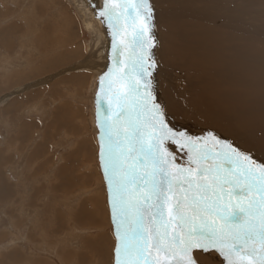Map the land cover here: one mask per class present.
I'll list each match as a JSON object with an SVG mask.
<instances>
[{
  "label": "snow or ice",
  "instance_id": "1",
  "mask_svg": "<svg viewBox=\"0 0 264 264\" xmlns=\"http://www.w3.org/2000/svg\"><path fill=\"white\" fill-rule=\"evenodd\" d=\"M87 2L112 37L95 122L114 264H264V159L214 130L193 135L169 125L153 95L150 0Z\"/></svg>",
  "mask_w": 264,
  "mask_h": 264
},
{
  "label": "rangeland",
  "instance_id": "2",
  "mask_svg": "<svg viewBox=\"0 0 264 264\" xmlns=\"http://www.w3.org/2000/svg\"><path fill=\"white\" fill-rule=\"evenodd\" d=\"M92 3L102 6L103 0H92ZM87 4L79 0H32V3L31 0H0V30H12L8 36L10 51L2 53L0 49V264H9L15 258L16 262L10 264H29L33 259H38L42 264H114L115 228L111 222L107 184L99 166L95 122V96L100 76L90 65L77 64L99 45L94 41L97 33L96 26L92 24L98 20L102 31L107 26L96 17L97 10L89 4L83 9ZM33 6L37 8L36 11ZM47 9L49 11H44ZM90 15L95 20L93 23ZM249 19L253 23L256 20L250 16ZM41 26L47 28L45 36L43 34L46 41H41L40 37L36 42L33 33L40 32ZM49 27H52L51 31ZM56 28L58 32L61 29L65 32L70 30L75 37L63 33L64 30L57 33ZM56 33L64 39L69 36L72 42L67 39L69 44L67 42L65 47L62 45L60 48L52 38ZM5 40V34L0 31V45ZM102 40L105 42L103 45H107L102 55L104 63H107L109 39L104 35ZM64 54L65 58L59 59ZM41 55L44 58L39 62L47 61L45 66L40 67L41 70L34 76L32 73L29 78L28 74L24 76L22 82L17 79L18 84L15 81L17 73H27L35 67V61ZM93 59L96 63L99 61L98 58ZM70 67H74L73 70ZM158 67L165 75L160 63ZM86 72L89 80L67 81L75 73ZM12 78L15 85L10 82ZM30 97H33L32 100ZM27 98L30 99L23 102ZM250 141L264 144V133L253 131ZM38 154V158L33 157ZM252 154L257 159H264V155L257 151ZM46 159L49 164L43 166V163L41 166L39 162ZM39 167H48V171H41ZM6 188L9 190L6 191ZM95 199L100 201L97 203L98 216H91L95 222L93 227L87 218L78 224L81 213L88 206L93 208ZM97 223L96 229L94 225ZM6 233L8 237L2 238ZM16 250L19 254H16ZM8 253L11 256L6 260ZM20 259L22 261H18Z\"/></svg>",
  "mask_w": 264,
  "mask_h": 264
},
{
  "label": "bare ground",
  "instance_id": "3",
  "mask_svg": "<svg viewBox=\"0 0 264 264\" xmlns=\"http://www.w3.org/2000/svg\"><path fill=\"white\" fill-rule=\"evenodd\" d=\"M79 1L87 2V0ZM14 2L16 3L17 1ZM22 3L23 2L21 1V4ZM150 3L154 7V24L152 27V36H154L155 39L152 43L156 45L152 49V52L156 61L158 62V65L160 63L162 71L165 74L163 75L161 73V69H159V67L155 69L153 74V95L156 96L160 102L167 106L169 125L174 128L187 129L193 135H200L202 134V130L211 129L214 130L221 139H229L234 141L243 149H251L252 153L257 151L259 154L264 155V151H261L262 144L250 141L253 131L264 133V0H150ZM87 6L88 4L85 5L83 9L85 10ZM34 9L35 11L37 10V8ZM39 11L41 12V10ZM44 11L49 10L47 9ZM249 16L256 19L254 23L250 22ZM62 17L63 16H61V18ZM93 19L94 18L92 17V20ZM62 20L64 19L62 18ZM88 21L89 20L82 22L87 23ZM94 21L95 20H93L91 23ZM97 21L92 25L96 26L95 31L97 33V39H94V41L99 45L93 49L92 54H87L86 57L83 59L81 58L82 60L77 64H81L82 62V64L84 63L83 65H90L94 71L96 70L95 73L100 76L107 70V67L111 65L112 62L108 58L107 63H104V57H102V55L103 51L105 54V47L107 45H103L105 42H103L102 38L105 35L109 39L108 47L109 45L110 47L108 49L109 53H107V55L109 54L110 56L112 37L109 34L108 28L105 30L103 29L104 31L100 30ZM120 23L123 24V21L121 20ZM44 24H47V22ZM62 24L64 25V22ZM35 25L37 26V23ZM92 25H90V27ZM72 26L74 25L72 24ZM60 27L64 28V26ZM87 27L89 28L88 25ZM66 28L69 29L70 27ZM44 29L42 27L40 32L34 31L33 34L36 42H38L40 37L41 41L45 40H43V34L46 32L47 28L45 30ZM56 29V32L59 33L65 28L61 29L59 32L58 28ZM51 30L52 27L50 28V31ZM87 30L88 29H86V31ZM0 31L2 34H5L6 37V40L0 45V49L2 53H6L7 51H10L8 49H10L11 43L8 36L11 34L12 30L6 32L2 30ZM65 31L66 30H64L63 33H70L75 37L74 33H72L70 30H68L69 32ZM57 33L52 38L60 45V48H62V45H67L65 44L67 42L69 44V40H71L69 36L66 35L68 38L64 39ZM61 38H63L64 44ZM18 39H20L19 36ZM70 42H72V40ZM69 57L70 56H68V59H70ZM88 57L89 59L87 60ZM93 57L98 58L99 61L96 63ZM43 58V55H41L40 58L35 61V67H33L31 70L29 69V71L27 70V73H24V71L22 74L17 73V78H14L15 81L18 79V81L22 82L24 76L28 74L27 78H29L31 73L33 75L40 69V67L43 68L47 62L44 61L40 63L39 60H43ZM60 58H65V54L60 56L59 59ZM55 65L56 64L54 63L53 66L55 67ZM50 68L51 67H49V69ZM73 68L74 67H70L72 70ZM87 73L88 72H86V74L79 75L78 73H75L73 76L71 75V77H68L67 81L76 80L77 82H82L86 81V79L89 80L90 78ZM9 79L10 78H8V80ZM11 81L13 84V78L10 80V82ZM15 84L16 83L13 85ZM10 88L8 87V89ZM30 98L23 100V102L29 100ZM168 147L170 151L176 154L178 163L186 161L187 157L185 156L182 149H178L175 144L171 143H169ZM39 156L40 155L38 154V156L33 157L38 158ZM47 159L42 163L39 162L40 165L42 166L43 163V166H45V164H49L46 163V161L48 162ZM39 168L40 170L42 169V167ZM47 168L48 167L43 168L41 171L47 172ZM43 174L45 173L43 172ZM33 175L36 176L35 173ZM8 190L9 189L6 188V191ZM99 201L100 199H95L96 203L93 208L88 206L81 213L82 216L79 217L80 219L78 218V224H81L84 218H87L91 224L90 226L93 227L95 222L91 216H98L97 203ZM101 218H103V215ZM97 225L98 223L94 225V228ZM17 227H19V225H17ZM6 236L8 237L7 233L2 238H5ZM107 243L109 244L108 241ZM16 254H19V251L16 250ZM16 254L14 256H16ZM10 256L11 254L8 253L5 259H10ZM16 260V258L10 260L9 264L12 261L16 262ZM214 260L219 262L221 258L215 257ZM18 261H22V259ZM28 263L42 264V262L38 259L30 260Z\"/></svg>",
  "mask_w": 264,
  "mask_h": 264
},
{
  "label": "crops",
  "instance_id": "4",
  "mask_svg": "<svg viewBox=\"0 0 264 264\" xmlns=\"http://www.w3.org/2000/svg\"><path fill=\"white\" fill-rule=\"evenodd\" d=\"M101 252H103V251L101 250Z\"/></svg>",
  "mask_w": 264,
  "mask_h": 264
}]
</instances>
